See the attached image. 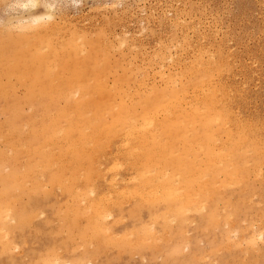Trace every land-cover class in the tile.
I'll list each match as a JSON object with an SVG mask.
<instances>
[{"label": "rangeland", "instance_id": "rangeland-1", "mask_svg": "<svg viewBox=\"0 0 264 264\" xmlns=\"http://www.w3.org/2000/svg\"><path fill=\"white\" fill-rule=\"evenodd\" d=\"M1 1H0V4H1L0 5V28H1L0 33L3 31V29H4L3 32H5V30H7L8 28L9 29L12 28L13 23H14L13 26H15L16 24H19L20 22L23 23V21H26L28 19L30 20L32 17H36V16L45 17L48 14H51V15L54 14L51 18L53 20L51 21H56L58 18L60 19V22L56 21L55 23H53L55 27L57 26L56 23L59 25L61 24L60 26L63 27L62 25H64L65 23L71 25L70 22L71 23L73 22L74 25L72 26H75V25L79 27L82 26L80 27L81 30H78L79 28L76 26L72 28L71 26L67 24H65L64 26L65 28L64 27L61 28L60 26L59 27L57 26L56 28L57 33L61 32L60 34H55V38L57 39L59 38V35L62 37V39L63 38L66 39L68 37V36L62 35L65 33V30L63 29H66L67 26H68V29L66 30L67 31L70 30L71 32L75 31L74 29H77L76 31L80 32L82 31L83 27H85L87 29L86 32H85V29H83L85 33L82 31L83 34L85 35L88 30L90 34L91 31H94V30L97 31L96 29H98V27L100 26L99 27L100 29H98L99 32L100 30H104V32L101 31L102 33L100 32L99 35L104 33L105 36L103 35V38H107V40L111 39L113 36H115L118 39L121 33V37L119 39H121L122 41L119 39L117 41L116 38L115 40L113 38L111 41L109 40L107 41L106 39H104L106 44L109 45L110 43L111 45V46L109 45L110 53L114 56V58L120 52H123V51H124L123 54L125 57L127 55L126 53L127 47L129 49L132 46H133L132 48H134V46L136 45L137 46L142 45L140 46L141 47L140 49L136 48L138 52L134 51L135 48L134 50L130 49V51H132L131 52L132 54L130 53L128 54L130 56H126L127 57L126 59L124 58L125 60L124 63L126 65V63H128L126 62V60L129 58L127 61L130 60V62L133 63L132 65L135 66L134 68L136 69L140 68L138 71H141L142 73H144V71L147 68H150V70H153V72L150 71L149 69H147L148 71L147 70L146 71H147L148 77L149 76L151 78L154 77V79H151L149 77L150 78L149 81L152 82V80L157 79L153 81L154 83L153 85H155L156 87L162 84L160 81V78L158 79L159 75H157L160 71H162V69L165 72V75L167 74L166 72L170 71L171 73L170 72L169 73L172 76H175V75L177 76L176 72L178 73L182 69L184 70V72L186 70H190L187 67L192 68V71H193L195 67L190 66L191 63L192 65L197 66L199 64L198 62L199 60L200 62L202 61L206 62L205 60H207L206 64L207 63L208 64L210 63L209 65L212 64L211 66L213 67V70H211L212 67L209 65H207L208 66L207 68L206 64L203 62H202L203 67L204 66L206 67L204 69H200L202 67L201 64H199L200 67L199 66L198 67L201 71H206V72L208 71L206 69H210L211 67V69L208 72L213 71V73L211 72L207 74L209 76V79L212 78L211 79L212 81H215V82L217 81L216 83L213 82V84L215 83V85L212 84V81L210 82L212 87H215V89H217V93H218V90H220L219 95L216 94L219 97V98L217 97V100L221 99L222 97L225 98L224 92L228 91L225 94H228L227 96H229L230 95L229 90L230 91L234 90V91H232V93L230 92L231 102L229 103V105H227L228 103L226 99L228 98L227 96L224 100L225 102H222L223 99H221L219 100L221 101L220 104H218L219 103L218 101L217 107L220 105L219 107L221 108V111L224 109V111L221 113L222 115L225 114V117L223 116L224 117L223 118L221 115L222 118L219 121V123L217 122L216 123L217 125L214 124L212 128L209 130V132L211 133L210 137H213L212 145H214V146H211V148L215 154L219 152L221 154V155L216 154L217 157L219 155L218 158L217 157L215 158L216 163L213 167V170H215L216 172L211 171L212 173L205 176V178L203 177L202 180L201 179L199 180L200 182L198 181L199 183L197 182V184H195L196 181L192 180L194 178L192 176H195V175H192V174L195 173L197 168L193 166H196L197 164H198L197 165L198 167L201 166L202 160L204 158L202 152L196 153V151H194L193 154H191V156L189 155L190 157L188 156L189 158L186 161L188 163L185 162V165H184L185 167L187 166L186 169L185 167L183 169L182 168L183 166H180V164L178 163H175L173 165H168V164H171L168 160V157H164L162 158L161 161H159V163L162 162L159 165L161 168L157 166L158 170H161V169L166 170L165 173H169V176L173 175L172 177H174L175 174L176 175L180 174L179 176H177L178 178L176 176H175L176 178H174L175 180L179 179L178 180L179 185L180 184L188 185V183H190V185H192L193 190L197 189L196 191H198V188L200 189L201 185L206 183V181L208 182L206 184L208 185V188H209L207 189L208 194L205 191V193L203 194L204 195L203 197L201 196H199L200 198L197 197L196 202L194 204H191L193 207L189 205L190 206L189 208L188 205H182V203L179 200L172 199V198L158 199V200L154 199V201L152 200L153 198H151V200L149 199L150 200L149 202L147 200L148 198H146L144 201V199L141 200L139 197L136 198V196H133L131 200V198H129V194L131 195L130 192L138 188V184H137L138 182L136 183V186H137V187L135 186L136 188L134 186H131L132 184L135 185V181H136L135 175L136 174L133 173V171H131L133 169L132 167L130 168L131 170L129 169V167L131 166V164H129L131 159L127 157L125 158L126 159L125 160L124 159L125 156H122V155H126V152L125 154L123 153L122 155H117L120 158L116 156V153L119 150L122 149L121 151L124 152L123 150L126 149L125 147L124 149L121 148L124 146L122 145L123 142L121 144V142L119 141H122V140L119 139L118 141L117 139L116 141L120 143L119 145L116 141H115L116 143L113 142V146L112 145H111L112 147L110 146L112 150L111 149L108 150L110 151V153L106 150L107 153H103L104 155H102L103 157L101 156L100 160L98 157L99 161L96 159L99 163L98 164L96 162V164L98 165V166L95 165L97 169L98 170L101 169V171L104 173L107 172L106 175L103 174L102 176L103 179L105 178L104 179L105 181H103L101 177L102 172L99 171V173L101 174L100 175L101 180L98 179L99 180L98 181V180H95L96 179L95 178L93 182L88 186V188L93 187L95 189V190L93 189L94 190L93 193L96 194V196H94L93 193L88 195L90 196L89 199L98 200L104 197L103 200L104 202H106L107 200L106 198L112 197L111 199L113 201L111 203L108 202L109 198L107 200V204L109 205V207L113 204L112 205L113 207L111 206L112 208L110 209L108 207L105 208L107 204L105 205V203L102 202L103 210L105 211L107 209L106 211L110 212V213L105 212L106 214H108V216L110 215V219H108L107 217L101 220L99 222V225L97 223V225L93 226L91 222L87 221V219L82 220L83 214L81 216L75 215L76 210H78V212L80 211L83 213L87 209V204H86L87 198L85 200L79 199L80 198L79 196L82 195L83 191H85L86 189V185L81 184V183L84 184V182L82 181L81 183L79 181L78 182H79V185H81L80 187L83 186L82 187L83 189L80 188L79 185L78 186L75 185L73 188L76 191L79 189V191H77V193L79 194L78 198L75 195H70V193L64 190L62 186L58 187L56 184H52V188H50L49 186H51V183L47 181L46 176H44L42 180L43 182L42 186H40V188L38 189H33L32 191L24 190L23 187L16 188V187H11V185H9L7 187V190L13 195L17 194L18 198L13 207V211H11V213H13V217L12 215L11 217L10 216L8 217L9 224L7 225V228H6L7 230L6 233L8 236L6 237L7 245L2 243V240H0V264H264V236L261 238H257V239L254 237V234L256 231H260L264 235V174H263L264 172V148H262V145L264 146L263 144L264 143V137H263L264 136V94H263L264 93V0H60V1L59 0H44V1L36 0L37 2L34 1V3L36 2L35 4L26 3V5H22L21 3L23 2L22 1L20 2V0H17L18 2L15 0H1ZM17 3L21 5L18 6ZM13 4H15V7ZM43 4L46 7H50V8H46ZM29 6L33 9H30ZM17 7H19V9L21 10L19 9L17 10ZM26 7L28 9L27 11H25ZM10 8L11 10H9ZM12 8H15L14 11ZM50 9H51V13H49ZM59 9H61V12L63 14L60 12ZM21 11L23 13H20ZM152 11L154 13H151ZM166 12H167V15H166ZM64 13H66L67 15ZM147 14L150 16H147ZM170 14L171 16L173 15L174 18L173 17L171 18ZM62 15L63 17H66V19H62L63 18V17L61 18ZM143 15H145L146 17ZM164 15L167 16L166 18L168 17L169 18L168 19L164 18L165 20L162 19V17H165ZM120 18L124 20V22ZM140 18H142L146 22L145 21L143 22V20ZM154 18L156 19V21ZM61 19L62 21H64V23L61 21ZM68 19H69V22H66L65 20L68 21ZM174 19H177L178 21ZM162 20L164 21L163 23H162ZM166 20H168L170 23L167 22ZM139 21H141V23ZM165 21L167 22L165 24L167 26L163 25ZM171 21H174V22H171ZM106 22L110 26L111 24L109 22H112L114 23L113 25H115L116 27H113L112 25L114 29L111 27L113 29L111 30L109 28L110 26L106 24ZM8 23L9 25H7ZM11 23L12 25H10ZM104 23L106 24L107 27L109 26L108 27L109 29L106 28V30L108 29L109 31L102 29V28H105ZM178 23L179 25H182V28L179 25H177ZM5 25L8 26L7 29H5L6 28ZM141 25H145L147 27V30L145 29L146 28L145 26H141ZM2 26H4L5 28L4 27L2 28ZM178 26L180 27V29ZM186 26L188 27V29ZM149 28H152V31ZM172 28H174L173 31H172ZM183 28L184 30H182ZM169 29H171V31ZM62 30L64 31V33L62 32ZM67 31L65 34H67ZM70 31L68 32L69 34L71 33ZM180 31H183L187 36L183 37L185 35L181 33ZM106 32H109V33H106ZM137 32H140V34ZM169 32H172V33L174 32L175 34L174 36H176L177 38L180 36L179 37L180 46L176 47L178 45V39L176 37L175 39H173V37L169 38V36L172 34V33L169 34ZM122 33L124 35H127V37L126 36L122 37ZM194 33L199 34L200 36L198 35V37H200L202 40L198 38L197 35H195ZM89 34L86 36L95 37L96 35H98L97 32L96 34L95 32L92 33L93 35L95 34L94 36L91 34L89 35ZM111 34L113 36H111ZM164 34H166V37H164ZM203 35L204 36L206 35V37H204ZM201 36H203L204 38ZM61 37L59 38V40L61 39ZM122 38H124V40L127 38L125 41L126 43L123 41ZM160 38H163V39H160ZM203 39L205 41H203ZM197 40H199L200 41L199 43L201 44H198ZM141 41L143 44L141 43ZM176 41H177V44H174V42ZM184 41L188 43V45L186 44L187 46L184 44ZM132 42H134V44L136 45H133ZM163 42L164 44L166 43L165 45L168 47L167 48L168 50L165 49L166 46L163 45ZM189 42L193 44V46L196 47L195 51L198 49V51H196L195 54L193 52L194 50H192L195 47L191 49L192 45ZM117 44L118 45L121 44L119 46H122V48L120 47L121 49H118L119 47L118 48L116 47L118 49L116 50L114 49L115 47H112V46H118ZM125 44H127L128 46H126ZM189 44L191 47L189 46ZM156 45H159L160 49L162 50H159V48H157L158 46ZM160 45H162L163 47L161 48ZM182 45L184 46L182 47ZM201 45L203 49L202 48L200 49ZM206 45L207 46L209 45L212 48L209 46L207 48ZM123 46H125L126 50L123 48ZM154 47H156L157 51H160V52H162L165 49L164 50L165 52L164 53L162 52L161 53L162 56H159L160 53H157V51L155 53L156 49H154ZM169 48L171 49L169 50ZM187 48L188 49L190 48L192 52H190L191 50L190 51L187 50ZM111 49H113L112 51L113 52L115 51L114 53L116 54H114L111 51ZM205 49L207 50V53H208L207 55L212 54V56L210 55L207 57V55L205 54L206 53ZM183 50L187 51L188 55ZM199 50L201 51V53H202V50H204V52L202 54H199L200 53ZM139 51H140V55H142L144 52L146 53V54L144 53V55H148V56H151V54L153 55L155 53L154 55H156L157 58L153 56L155 60L154 61L152 60L153 57L151 56L150 61L151 62L153 61V62L148 63L150 61H147V62L145 61L147 60L145 59L147 58V56L145 57L143 55L142 58L140 56H137L139 55ZM168 51L173 52V53L167 54ZM179 51L180 52L183 51L181 52L182 55L180 57H179L180 55ZM213 52L215 54H213ZM133 53H135L136 56ZM176 53L179 55H177ZM191 53L192 55L193 54L196 56L198 55V57L193 55L195 57L194 58L195 60L193 59L194 60L193 62H192ZM221 53L222 54L224 53L223 54V58L225 57L224 59L222 58ZM173 54H175L178 57H175V59H173L172 57L175 56ZM184 54H186L188 57L183 56ZM189 54L191 55V57H189L190 56ZM204 54L206 55V57ZM158 56L161 57V59L164 58L165 62L160 61V60L159 62H157L158 59H160ZM167 56L170 57V59L167 58ZM181 57L185 61H183ZM209 57L213 58L215 63H212L214 61L208 62L209 59H211ZM165 58H167L168 60ZM176 58L177 59L180 58L179 61ZM188 58L191 61L188 60ZM203 58L204 59L206 58V59L204 60ZM133 59H135V61ZM138 59H140V61H138ZM166 61H169V62L172 61V62L170 64L169 62L166 63ZM176 61L179 63L177 64ZM180 61L183 64H181ZM221 61L222 63L220 64L219 62ZM157 63L159 64L158 65L159 69L156 66ZM185 63L188 64L187 67H185L186 70L184 69ZM145 64H147L148 66L152 64H156V65H152L155 67V69L152 66L151 67L153 69L151 67L144 68V66H147ZM160 64L162 65V67ZM163 65L166 67H163ZM170 65L171 67H169ZM173 65L175 68L173 67ZM175 65H179L178 67L179 68L181 67L182 69L181 68L179 69ZM216 66H217V69L218 67H220L219 71H216L217 70ZM160 67L162 68L161 70H160ZM127 68H130V67L128 66ZM155 70H158V71H155ZM146 71H145V74H146ZM141 72L137 74L138 79L140 78L138 77V75ZM173 72L175 75L173 74ZM221 72H222V75H220ZM187 73H190V72L188 71ZM216 74L218 78L216 77ZM155 75L157 76L155 77ZM218 81L220 82L219 83L220 88H218V85H219L217 84ZM229 81L233 87L230 84H228ZM221 83L222 84L224 83L223 84L224 87H222L223 85ZM242 84L244 85L242 86ZM225 86L227 89L228 87H231V88L227 90L225 89ZM221 87L224 89H222ZM242 87L244 90L241 89ZM20 88L21 87H17V86L15 87L16 94L18 95L19 94L21 95V92L23 91V88L21 89ZM189 94H190V91H189ZM235 96L239 98L237 99V97ZM224 106L225 107L227 106L226 108L228 109H226ZM25 109L26 108L24 107V110ZM232 109L235 110V114ZM26 112L28 113V110H26ZM230 113L233 114L235 117H238L240 115L238 117L239 119L238 118L236 119ZM230 115L233 116L235 119L230 117ZM243 117L244 118L246 117L245 118L246 122L244 119H242ZM227 118H228V121H227ZM3 120H4V116L0 114V122H2ZM229 120H231L230 121L231 123H228L229 125H224L225 123L227 124ZM238 122L239 124L242 122V124H240L239 126ZM222 126L223 127L225 126V127L223 128ZM232 126H234L233 129L235 128L234 130L231 128ZM230 128L232 130H230ZM196 131H198V134ZM196 131L195 132L190 131V133L192 134L191 136L201 137L202 135H204V132L200 130H196ZM226 131H228V133ZM218 132H220V134L217 135V138L219 139H216V137H214L215 136L214 134H218ZM232 132H233V135H231ZM244 132L246 134H249L247 135L248 138L244 137L246 135ZM261 135L263 139L260 137ZM252 136L254 137V139H252L253 138ZM161 138H163V136H161ZM232 138L233 140H231ZM245 138H247V141L245 140ZM214 139H215V142H214ZM221 139H222V144L220 141ZM226 140H228V142ZM217 141H220L217 143V144L219 143L220 144L216 147L217 144L215 145V143ZM242 141H246V142L243 143ZM225 142H227L228 147L229 145L230 146L232 145V147L228 148L227 144H224L225 147L223 149V146H224L223 143ZM230 142H232V144H230ZM239 142L243 143L242 144L243 148ZM114 144L116 147L118 146L117 149H115L116 147L114 146ZM237 146L238 147L241 146V150ZM215 147L216 149L219 147L220 148L217 149L218 151H215L216 150ZM221 148L223 149V151L222 150L220 151ZM171 150L173 149H171L169 146V149H167L166 154L173 155L176 153L175 155H177L178 152H179L178 154L181 153L180 150L176 151L175 153H171L172 152ZM121 151H119L118 154H121ZM230 152L232 153V155L229 156L228 154H231ZM223 153H226V155H224ZM105 155L107 156L105 157ZM227 155L229 156V158H227L228 157ZM111 157L117 158L118 160L115 159V161L116 162L119 161V163L114 162V158H112V161L114 163L112 161H109L108 158L110 159ZM121 157L122 159H124L123 162L125 163L121 162L122 161ZM170 158L172 157L170 156ZM223 158H227V159H223ZM126 161L127 162L129 161L128 164L126 163ZM101 162L102 163L104 162L103 163L104 166L103 164H101ZM220 162H221V165H220ZM111 164L113 165L117 164V166L119 167L120 165L121 167L122 166L124 167L122 169L119 168L117 171L116 168L110 169ZM123 164L125 165L127 164L130 166H127V165L125 166ZM167 165L169 166L168 169H166ZM105 166H107L108 168ZM117 166L115 165V167ZM191 166L193 167V170H191L192 169ZM102 169L105 170L106 172L103 171ZM106 169H110L111 171L115 170L116 174L118 172V174L121 175L119 176L121 179H119L118 174L117 175L115 173H114L115 175L113 174V172L115 171L111 173L109 170H106ZM254 169L256 170L255 173L253 172ZM127 170L129 172L131 171L130 172L131 175H129L130 173ZM9 171H10L9 168H5L3 169L2 173L6 174ZM259 171L262 172L260 173V175H258ZM110 173L111 175L113 174L114 177L117 176L118 179L116 177L115 178L116 180H113L114 179L113 176H112L113 179H111L109 175ZM184 173L189 174V176L185 174V176L187 177L186 178L184 176ZM122 176L125 179V182H123L124 180H122L123 179ZM127 176L128 177L131 176L129 177L130 180H128L129 178ZM208 176L209 178H207ZM231 176L232 177L235 176V177H233L232 179ZM257 176H258V179H257ZM108 177L112 181H115L116 183L117 182L119 183L120 181V183L117 185L114 182L110 181ZM132 177L133 178L135 177L134 178L135 181L133 180L134 183H131ZM206 178L207 180H205ZM80 179H81V175H80ZM107 179L109 180L110 183L112 182V185L114 183L115 186L116 185L118 186V188L116 186V191H113L112 189L113 187H110V186H108L109 189L107 188L105 190V188L107 187L106 186L107 181H108ZM95 181H97V183H95ZM101 181L105 182L106 184L103 182H102L103 184H101ZM121 181L125 183L124 185L125 188L126 186H128L126 189L123 188L124 186L121 183ZM202 181L204 183H201ZM227 183L229 184V186L227 185V187H224L226 186ZM44 184H46V186ZM213 184L214 185L217 184L216 186L219 185V187H222V185L224 184L223 186L224 188L215 187ZM119 185H121L120 188H123V190L119 189ZM1 186H3V181H0V187ZM47 186L51 190L46 188ZM54 186L56 188H54ZM103 186L105 188H103ZM96 187L100 188L99 189L100 191H98V188ZM43 188L44 190H42ZM110 188L112 189V193L114 195L117 194L116 193L117 191L119 192V194L117 195L118 197L116 196L117 198L111 193ZM217 188L219 189L217 190ZM107 190H110V192ZM120 192H122L123 195L125 193L127 194L129 193L128 195L125 194L128 196L127 197L128 201L125 199L126 196L125 195L123 196L124 201L128 202V203L126 202L125 204L126 207L125 205H122L124 202L122 200L123 197L120 195L121 194ZM111 194L115 197V200ZM184 194L185 192L180 190L181 198L184 197L183 196ZM205 194L207 196H205ZM73 197H74V200H73ZM117 199H119L120 202L121 201L123 202V203L121 202V204H119L120 202H118L119 206L116 201ZM203 199L205 202H203ZM68 200L70 202H68ZM77 200L78 201L80 200V204L78 205L79 206L81 205L80 207L81 208L83 207L82 209L79 208V206L77 205L78 203L76 202ZM114 201H116L117 205L114 203ZM74 204L77 206H75ZM197 204H204V205L201 208H197V210H195V207L200 206V205L197 206ZM70 205H71V208H70ZM84 205H86V209L84 208ZM72 207L75 210L72 209ZM67 208H70V210H68ZM180 211H182V213H179L181 215L178 214V212ZM77 218L80 219L81 222L78 223L79 220ZM170 220L171 222H169ZM95 227H98V228H95ZM99 228H101V230ZM144 230H146V232H144ZM231 235H233V238ZM131 236H132V239H130ZM228 236H231V237L229 238ZM138 238L140 239V242L137 241L139 240ZM135 239L137 242L133 241ZM130 240L131 242H129ZM56 256H59V257H56Z\"/></svg>", "mask_w": 264, "mask_h": 264}, {"label": "bare ground", "instance_id": "bare-ground-1", "mask_svg": "<svg viewBox=\"0 0 264 264\" xmlns=\"http://www.w3.org/2000/svg\"><path fill=\"white\" fill-rule=\"evenodd\" d=\"M15 1H17V0H15ZM21 1L23 2V3H21L22 5H26V3L33 4L34 1H36V0H20V2ZM15 4H16V2H15ZM15 4H13L14 7H15ZM8 5H9V3H8ZM20 5L18 4V6H20ZM8 7H10V6H8ZM8 7H6V8H8ZM46 8H50V7H46ZM12 9L14 11L15 8H12ZM18 9H19V7H17V10ZM30 9H33V8L30 7ZM51 9H50L49 13H51ZM9 10H11V8ZM19 10H21V9H19ZM27 10L28 9L26 7L25 11H27ZM59 10L61 12V9H59ZM20 13H23V12L21 11ZM151 13H154V12L152 11ZM52 14H53V12H52ZM64 14H66V13H64ZM163 14H165V13H163ZM53 15L48 14L46 16L44 15L45 17H42V16L41 17H37V16L32 17L30 20L29 19L26 21L22 20L23 23L20 22L19 24H16L15 26H13L14 23H13V25L11 23L10 25H12V28H10V29L9 28L7 29L8 26H6V25H5L6 28L4 26H2V28L4 27L7 30H5V32H3L4 31V29H3V31H2L3 33L2 32L0 33V114H2L4 116V120L2 122H0V181H3V186L0 187V240H2V243L7 245V240H6L7 238L6 237H8V236L6 233L7 232L6 228H7V225L9 224L8 217L9 216L11 217V215L13 217V213H11V211H13V207L15 205L17 198H18V195L17 194L16 195L11 194L7 190V187L9 185H11V187H16V188L23 187L24 190H31L32 191L33 189H38V188H40V186H42V183H43L42 180H43L44 176H46L47 181L49 183H51V186H49L50 188H52V184H56L58 187L62 186L64 188V190H66L68 193H70V195H75L77 198L79 196V194L77 193V191H79V189L76 191L73 188L75 185L78 186L79 182L80 183H81V181L84 182V184L83 183H81V184L86 185V189H85L86 192L82 190L83 193L81 191L82 195L79 196L80 197L79 199L85 200L87 198L86 199L87 203L84 201L87 204V209H86V205H84V208L86 209V211L83 213L79 211L80 212L79 213L78 210H76L75 215L81 216L83 214L84 219L82 218V220L87 219V221L91 222V224L93 226L97 225V223L99 225V222L101 220L107 218V217H108V219H110V215L108 216V214L105 213V212H109V211H106L107 209L104 211L102 204L105 203V205H106L108 198H109L108 202L111 203L113 201L111 199L112 197L106 198L107 199L106 202H104L103 196H102L103 197L102 199H98V200L97 199H89L90 196H88V195L92 194L95 189L93 187L92 188L89 187L90 188L89 189L88 186L93 182V180L95 178H96L95 180H98V179L101 180V178H100L101 174L99 173V171H101V169L100 170L97 169V167L95 166V165H97L96 162L98 163V161L101 159V156L104 155L103 153H107V151L110 150L111 147L113 146V142L118 143L119 139L122 140L119 142H121V144L123 142L122 145H124L123 147H121L122 145L120 147L123 149L125 147L126 149L123 150L124 152L121 151L122 149L121 150L118 149L119 151H121V154H118L119 151L117 153L115 152L116 156L122 155L123 153L125 154V152H126V155H122V156H125L124 159L127 157L130 158L132 161V163H131V161L129 163V164H131V166L127 165L129 161L128 162L126 161V163H127L126 165L130 166L129 169L132 167L133 169L132 170L130 169V170L136 174L135 175L136 178L134 177L136 179V181L133 177H132L133 179L131 178V180H132L131 183H134L133 182V180H134L135 185L132 184L131 186L135 187L136 183L138 182L137 183L138 188L134 189V190H132V188H131V190H132V191L130 190L131 195L128 193L129 198H131V200H132L133 196H136V198L139 197L141 200L144 199V201L146 198H148L147 200L149 202H150L151 198H153L152 199L153 201H154V199L158 200V199H170V198H172V199L179 200L182 203V205L192 206L191 204H194L196 202L197 197L198 198H200L199 196L203 197L204 196L203 194L205 193V191L208 194L207 189H209V188H208V185H206L208 183L207 181H206V183H204L202 181L201 183H204V184L201 185L200 189L198 188V191H196L197 189L193 190L192 185H190V183H188V185H182V184L179 185V182H178L179 179L178 180L176 179L177 180L176 181L174 178H176L180 174H178V175L175 174L176 177L175 176L172 177L173 175L169 176V173H165L166 170H164V169L158 170L157 166H159L162 163V162L159 163V161H161L162 158L168 157V160L171 163L168 165H173L175 163H178V164H180V166H183L182 168L184 169L185 162L191 156V154H193V152L196 151V153L202 152L204 158L202 157L203 160H202L201 166H199L200 168L197 166L198 164L197 165L195 164L196 166H193V167L197 168L195 173L193 172L194 174H192V175H195V176H192V177H194L192 180L196 181L195 184H197V182L200 179L202 180L203 177L205 178V176L212 173L211 171H215V170H213V167L216 163L215 162V158L217 157L216 154H220V152L215 154L214 151L212 150L211 146H214V145H212L213 137H210L211 133L209 132V130L212 128V126L214 124H216L217 122L219 123V121L221 120V118L223 116L225 117V114L223 113L224 115H222V113H221L224 111V109L221 111V108L219 107L220 105L217 107V103L221 99H223L222 102H225L224 100H225L226 96L228 95L225 93L228 91H226V92L223 91L225 98L224 97L221 98V96H220L221 99L217 100L218 96L216 94L219 95L220 90H218V93H217V89H215V87H212V85L210 83L212 81L211 80L212 78L209 79V76L207 74V73H211V72L213 73V71L208 72L211 69L212 64L211 65H209L210 63L206 64L207 60H205L206 58L205 59L203 58L206 62H203V61L202 62L205 63L206 66L207 65L211 66L210 69H206V70H208L206 72V71L200 70V69H204L206 67V66L203 67L202 62H200V60L199 61L197 60L199 62V64L202 65V67L200 69H199V67H200L199 64L196 66V65H192V63L190 62L191 63L190 66L195 67V69H196V70L194 69L193 71H192V68L187 67L188 64L185 63L184 69H185V67H187L190 70L185 69L186 71L184 72V70L180 67L182 69V70H180V72H182V71L183 72L182 73L178 72V73H180V74H178L175 70V72L177 74V76H176L173 72V74L176 76L175 77V76H172L170 74L171 73L170 71H169L170 73L166 72L167 74L165 75V72L161 68L162 67V65H161L162 63H161L160 64L161 65L160 70L162 69V71L159 70L160 72L158 74L156 72V74L159 75L158 79L160 78V81L163 85L161 84L160 86L156 87L155 85H153L154 84L153 81H155L157 79L152 80V82H151V81H149L151 77L149 76L150 77L149 78L147 76L148 75L147 69L150 70V68H147L146 69L147 71L144 69L146 71V74H145L144 70H143L144 73H142L141 71H138L140 68H138V69L134 68L135 66L132 65L133 63L130 62V60L127 61L129 58L126 60V62H128V63H126V65H127V67L129 66L130 68H127L125 63H124L125 62L124 58L126 59L127 58L126 56H130L128 54H130L132 52V51H130V49L134 50V48H135L134 51H137L136 48L140 49L141 48L140 46H142V45H140V46L138 45L139 46L138 47L136 44H134V42H132V44L136 45L137 47L134 46V48H132L133 47L132 46L129 49L127 47V52H126L127 55L125 54L126 55L125 57H124V54H123L124 51H123V52H120L119 54L117 53L118 55L114 58V56L110 53V46H111L110 43H109V45H110L109 46L108 44H106V42L104 40V39L107 40V38H103L104 33L101 34L102 36L99 35V33L101 31L104 32V30H100V32H99L98 29H100L99 28L100 26L98 27V29H96L97 31H95V30L91 31V29H93V28L90 29L91 35H93L92 34L93 32H95V34H96V32L98 33V35H96L97 37L96 36L95 37H91V36L87 37L86 35L89 34V30L87 31L86 35L83 34V32H84L83 29H85V32L87 30L85 27H83V29H82L83 32L82 31L77 32L76 31L77 29H74L75 31H72L73 33L69 30L71 32L69 34L68 33L69 31L66 30V29H68L67 25H69L67 23H65V24H67L66 25L67 28L63 29V30H65V33L67 31V34H65L64 31L62 30V32L64 33L62 35L63 36L65 35L68 37L66 39H64V38L62 39V37L59 35V38L61 37V39L59 40V38L58 39L55 38V34L61 33V32L57 33V30H56L57 26L59 27L61 24L59 25L56 23L57 26L55 27V25L53 23H55L56 21L60 22V19L57 17L59 20L57 19L56 21H51V20H53V19H51ZM166 15H167V12H166ZM166 15H164L165 17H162V19L166 18L167 17ZM143 16H145V15H143ZM147 16H150V15L147 14ZM170 16H171V14H170ZM62 17H63V15L61 16V18ZM151 17H153V16H151ZM172 17H173V15L171 16V18ZM168 18H166V19H168ZM62 19H66V17H63ZM62 19H61V21H62ZM140 19H142V18H140ZM174 20H177V19H174ZM65 21L69 22V19H68V21L67 20H65ZM122 21L124 22V20H122ZM144 21L145 20H143V22ZM155 21H156V19H155ZM166 21L169 22L168 20H166ZM166 21L163 24L164 26H167V25H165L167 23ZM179 21H181V20H179ZM62 22L64 23V21H62ZM139 22L141 23V21H139ZM163 22L164 21L162 20V23ZM171 22H174V21H171ZM109 23L111 24V26L106 22V24H108L110 26V27L109 26L108 27L111 30H113L114 29L113 27H116V26L113 25L114 23H112V22H109ZM65 24L62 26L64 27ZM70 24L71 25H69V26H71L72 28H74L76 26V25L72 26V25H74L73 22L72 23L70 22ZM106 24L104 23L105 28H102V27L101 28L106 30V28H108L106 26ZM174 24H176V23H174ZM7 25H9V23ZM112 25H113V27H112ZM177 25H179V23ZM141 26H145V25H141ZM179 26L182 28V25H179ZM63 27H61V28H63ZM76 27L79 28L78 30H81L80 27H82V26H80V27L76 26ZM122 27H123V25H122ZM171 27H173V26H171ZM180 27H179V29H180ZM167 28H169V27H167ZM184 28L182 30H184ZM123 29H124V27H123ZM145 29L147 30V27ZM149 29H151V31H152V28H149ZM173 29L174 28H172V31H173ZM187 29H188V27H187ZM189 29H191V28H189ZM0 30H1V28H0ZM111 30H110V32H111ZM125 30H126V28H125ZM169 30L171 31V29H169ZM195 30H196V28H195ZM180 32L185 35L183 37L187 36L183 31H180ZM79 33H81V34H79ZM106 33H109V32H106ZM112 33H113V31H112ZM137 33L140 34V32H137ZM137 33H135V34H137ZM171 33L172 32H169V34H171ZM197 33H199V32H197ZM172 34H171L172 36L170 35L169 38L173 37V39H175L176 36H174L175 35L174 32ZM180 34H178V35H180ZM194 34L197 35V37L199 35L196 33H194ZM123 35L124 34L122 33V37H125V36L127 37V35H124V36ZM111 36H113V35L111 34ZM203 36H201V37H203ZM117 37H118V35H117ZM120 37H121V33H120ZM120 37H118V39ZM164 37H166V34H164ZM179 37L178 38L176 37L178 39V45L177 46L175 45L176 47L180 46L179 45V42H180ZM197 37H196V39H197ZM204 37H206V35ZM113 38L115 40L116 37L113 36L111 39H108V40L111 41ZM146 38H147V36H146ZM155 38H157V37H155ZM163 38H160V39H163ZM198 38H200V37H198ZM208 38H207V40H208ZM118 39L116 38L117 41H118ZM122 39L125 42L127 38L125 40H124V38H122ZM219 39H220V37H219ZM119 40H121V39H119ZM168 40H167V42H168ZM121 41H119V42H121ZM136 41H138V40H136ZM173 41H175V40H173ZM197 41H198V44H201V43H199L200 42L199 40H197ZM203 41H205V40L203 39ZM203 41H202V43H203ZM185 42L186 41H184V44L188 45V43L187 42L185 43ZM141 43H142V41H141ZM225 43H227V42H225ZM121 44H119V45H121ZM165 44L163 42V45H165ZM174 44H177V41L174 42ZM190 44H189V46H190ZM112 45H114V44H112ZM119 45L118 46H112V47H115L114 49L118 50V49L122 48V46H119ZM125 45L128 46L127 44H125ZM191 45H192V47L190 46L191 49L193 47H195V46H193V44H191ZM202 45L200 46V49L201 48L203 49ZM156 46H158L157 48H159V50H162V49H160L159 45H156ZM160 46H161V48L163 47L162 45H160ZM183 46L184 45H182V47ZM197 46H199V45H197ZM208 46H207V48H208ZM116 47L117 48L119 47V48L117 49ZM209 47H211V46H209ZM123 48L126 50L125 46H123ZM167 48L168 47L166 46L165 49H167ZM154 49H156V47H154ZM170 49L171 48H169V50ZM191 49L187 48V50H189V51ZM195 49H196V47L194 49H192V50H194L193 51L194 54L196 51H198V49L196 51H195ZM112 50L113 49H111V51ZM164 50L162 51L163 53L165 52ZM192 50L190 52H192ZM119 51H121V50H119ZM143 51H144V49H143ZM156 51H157V49L155 50V53H156ZM183 51H185V50H183ZM183 51H181V52H183ZM137 52H136V54H137ZM162 52L157 51V53H160L159 56H162V54H161ZM181 52H180V55L177 54L178 52L176 54L179 55V57H180L182 55ZM185 52L188 55L187 51H185ZM203 52H204V50H202V53ZM205 52H206L205 54L207 55L208 53H207L206 49H205ZM214 52H215V50H214ZM214 52H213V54H215ZM144 53L142 55H140V51H139V55H137V56H140L142 58ZM169 53L172 54L173 52L168 51L167 54H169ZM202 53L200 51L199 54H202ZM114 54H116V53H114ZM133 54L135 55V53H133ZM154 54L153 55L151 54V56L156 57V55H154ZM186 54H184L183 56H187ZM223 54L221 53L222 58H223ZM173 55H175V54H173ZM191 55H192V53H191ZM191 55L189 57H191ZM193 55H192V62L195 60L194 56H196V55H194V56ZM206 55H205V57H206ZM210 55L212 56V54H210ZM210 55H207V57ZM144 56L145 57L147 56V58H145V59H147V60H145L146 62L150 61L151 56H148V55H144ZM165 57H166V55H165ZM175 57H178V56L175 55L172 58L175 59ZM196 57H198V55ZM159 58L160 59H158L157 62H159V60L165 62L164 58H162L163 60L161 59V57H159ZM167 58L170 59V57H168V56H167ZM167 58H165V59H167ZM209 58H211V57H209ZM231 58H232V56H231ZM173 59H171V60H173ZM179 59L180 58H178L177 60L179 61ZM181 59H182V57H181ZM133 60L135 61V59H133ZM152 60H154V57L152 58ZM188 60H190V59L188 58ZM229 60H231V59H229ZM138 61H140V59H138ZM169 61H166V63H168ZM181 61H180V63L183 64ZM183 61H185V60H183ZM210 61L211 62L214 61L213 58L209 59L208 62H210ZM225 61H226V59H225ZM152 62L150 61L148 63H152ZM171 62H169V63L171 64ZM154 63H156V62H154ZM178 63L179 62H177V64ZM212 63H215V61ZM219 63L221 64L222 61ZM145 65H147V64H145ZM152 65H156V64H152ZM152 65H150V66H148V65L144 66L143 65V66H144V68H146V67H151ZM158 65L159 64L157 63L156 66L158 67ZM175 66L178 67L179 65H175ZM152 67H154V66H152ZM157 67H156V69H157ZM163 67H166V66L163 65ZM169 67H171V65ZM173 67H174V65H173ZM197 67L199 70L197 69ZM220 67H221V65H220ZM220 67H218V69H217V66H216V69H217L216 71H219ZM142 68H141V70H142ZM207 68H208V66H207ZM154 69H155V67H154ZM158 69H159V67H158ZM211 70H213V67ZM150 71L153 72V70H150ZM155 71H158V70H155ZM167 71H168V69H167ZM188 71L190 73H187ZM139 72H141V73L139 74L140 76L138 75V77H140L138 79L137 74ZM218 74H220V73H218ZM157 75H155V77ZM220 75H222V72ZM216 77H217V74H216ZM151 79H154V77ZM216 80H218V79H216ZM223 80H224V78H223ZM213 82H215V81H212V84H213ZM215 83L213 85H215ZM219 83L220 82L218 81L217 84H219ZM226 83H228V82H226ZM228 84H230V81ZM230 85L232 86V84H230ZM243 85L244 84H242V86ZM245 85H247V84H245ZM16 86L23 88V91H22L23 94H22V92H21V95L16 94V91H15ZM222 87H224V85ZM218 88H220V84L218 85ZM229 88H231V87H228V89H227L225 86V89L229 90ZM222 89H224V88H222ZM239 89H240V87H239ZM241 89H243V87ZM189 91H190V94H189ZM232 91H234V90H231V91L229 90V94H230L229 96L230 97L227 96L229 99L226 98L228 101L227 105H229V103L231 102L230 98H231ZM241 93H243V92H241ZM259 94H260V92H259ZM235 97H237V96H235ZM238 98L239 97H237V99ZM220 102L221 101H219L218 104H220ZM24 107L26 108L25 110H24ZM230 108H231V106H230ZM226 109H228V108H226ZM26 110H28V113L26 112ZM233 111L235 114V110H233ZM228 112H229V110H228ZM231 113H233V112H231ZM221 115H222V117H221ZM231 115H233V114H231ZM231 115H230V117H232V118L235 117L234 115H233L234 117ZM238 117H235V118L237 119ZM245 118L243 117L242 119H244L246 122ZM254 118H256V117H254ZM240 119H241V117H240ZM227 121H228V118H227ZM230 121L231 120H229V122H227V124L225 123L224 125H229L228 123H231ZM232 121H233V119H232ZM240 124H242V122ZM240 124L238 122L239 126H240ZM233 127L234 126H232L231 128L233 129ZM231 128H230V130H232ZM247 129H248V127H247ZM196 130H200V131L204 132V135H202L201 137L191 136L192 134L190 133V131L195 132ZM250 130H251V128H250ZM158 132H160V133H158ZM196 132L198 134V131H196ZM226 132L228 133V131H226ZM234 133H235V131H234ZM219 134H220V132H218V134H214L215 135L214 137H216V139H219V138H217V135H219ZM188 135H190V136H188ZM231 135H233V132ZM247 135H249V134H246L244 137L248 138ZM161 136H163V138H161ZM227 136H228V134H227ZM260 137L263 139L264 136L262 137V135H261ZM222 138H223V136H222ZM247 138H245L246 141H247ZM117 139H118V141H116ZM252 139H254V137ZM262 139H260V140H262ZM229 140H230V138H229ZM231 140H233V138ZM260 140H259V142H260ZM220 141L222 144V139ZM220 141H217L215 143V145ZM226 141L228 142V140H226ZM246 141H242V142L244 143ZM214 142H215V139H214ZM227 142L223 143V145L227 144ZM239 143L241 145L243 144L241 142H239ZM119 144L120 143H118V145ZM219 144H217L216 147ZM230 144H232V142H230ZM260 144H261V142H260ZM114 146H115V144H114ZM169 146L171 149H173V150H171L172 151L171 153H175L178 150H180L181 153L178 154L179 153L178 152L177 155H175L176 153L173 155H167L166 151H167V149H169ZM216 147H215V149H216ZM224 147H225V145L223 146V149H224ZM227 147H228V144H227ZM229 147H232V145L231 146L229 145ZM117 148H118V146L115 149H117ZM219 148H217V149H219ZM238 148L241 150V146H239ZM242 148H243V145H242ZM262 148H264L263 145H262ZM217 149L215 151H218ZM223 149L221 148L220 151L221 150L223 151ZM108 152L110 153V151H108ZM223 154L226 155V153H223ZM260 154H261V152H260ZM228 155L230 156V155H232V153L228 154ZM106 156L107 155H105V157ZM170 156L172 158H170ZM229 156L227 158H229ZM98 157H99V160H98ZM117 157L120 158L119 156H117ZM218 157H219V155H218ZM112 158H114V162H116L115 159H117V158H115V157H111L110 158L111 160L108 158V160L112 161ZM227 158H223V159H227ZM105 159H107V158H105ZM124 159H122V157H121L122 161L121 160L120 161L122 163H125V162H123ZM102 161H104V160H102ZM195 161H194V163H195ZM112 162H110V163H112ZM117 162L119 163V161H117ZM103 163L101 162V164H103ZM186 163H188V162H186ZM101 164H100V166H101ZM120 164H118V165H120ZM249 164H251V163H249ZM111 165H110V169L116 168L117 171L119 168L122 169L124 167V166L121 167V165L119 167V166H117V164H115L118 167L117 168V167H115V165H113V164H111ZM123 165H125V164H123ZM168 165H167L166 169H168V167H169ZM220 165H221V162H220ZM100 166H99V168H100ZM103 166H104V164H103ZM103 166H102V168H103ZM105 167H107V166H105ZM186 167H185V169H186ZM193 167L191 170H193ZM5 168H9L10 171L6 174H3L2 171ZM159 168H161V167L159 166ZM195 168H194V170H195ZM230 168H228V169H230ZM110 169H106V170H109L111 173L113 171H115V170L111 171ZM256 170H257V168H256ZM256 170L254 169L253 172L255 173ZM260 170H261V168H260ZM103 171H105V170H103ZM167 171H169V170H167ZM77 173H79L81 175V179H80V175ZM111 173L109 175H110V178L113 179L114 175L116 174V171L113 172V174L115 173L114 175L113 174L111 175ZM119 173H120V171H119ZM260 173H262V172L259 171L258 175H260ZM63 174H64V176H63ZM103 174L106 175L107 172L106 173L102 172L101 177L103 176ZM117 174H118V172H117ZM185 174L186 173H184V176H185ZM263 174H264V172H263ZM77 175H79V176H77ZM129 175H131V173ZM186 175L189 176V174H186ZM228 175H230V174H228ZM119 176H121V175L118 174V177ZM125 176H126V174H125ZM261 176H262V174H261ZM64 177H66V178H64ZM116 177L117 176H115L113 180H116L115 179ZM118 177H117V179H118ZM129 177H131V176H129ZM233 177H235V176H233ZM233 177L231 176L232 179H233ZM122 178H123V176H122ZM207 178H209V176ZM207 178L205 180H207ZM102 179H103V177H102ZM104 179H103V181H105ZM108 179H109V177H108ZM111 179H109V180L112 181ZM119 179H121V178L119 177ZM257 179H258V176H257ZM109 180L107 181V185H106L107 187L105 188L103 186V188H105V190H106L108 188V186H110V187H113L112 188L113 191H116V186L120 183V181H119V183L112 181L115 184H117L115 186V184L113 183V185L115 186V188H114V186L112 185V182L110 183ZM122 180H124L123 182H125L124 178ZM128 180H130V178ZM103 181H101V184L105 183ZM123 182L121 181V183L124 186L125 183H123ZM95 183H97V181H95ZM128 183H129V181H128ZM126 184H127V182H126ZM44 185L46 186V184H44ZM216 185H214V186L219 187V185L218 186H216ZM227 185L229 186L228 183L226 184V186H224V184H223L222 187H219V188L227 187ZM80 186L81 185H79V187ZM120 186L121 185H119L120 190L121 189L123 190V188L126 189L128 187V186H126V188H125V186H124L123 188H120ZM82 187H80V188H82ZM98 187H100V186H98ZM98 187H96V188H98ZM44 188L42 190H44ZM46 188H48V186ZM50 188H48V189H50ZM54 188H56V187L54 186ZM117 188H118V186H117ZM212 188H213V186H212ZM219 188H217V190ZM99 189L100 188H98V191H100ZM112 189H111V193H112ZM127 190H129V189H127ZM180 190L185 192V194L183 195L184 197H182V198L180 195ZM107 191L110 192V190H107ZM101 192H103V191H101ZM219 192H220V190H219ZM116 193H117L116 195H114L113 193L112 194L116 197L119 194V192L117 191ZM120 193H121L120 195L122 197L125 194H127V193H125L123 195L122 192H120ZM66 195H68V194H66ZM127 195H125L126 200L128 197ZM81 196L83 199L81 198ZM94 196H96V194H94ZM205 196H207V195L205 194ZM115 197H114V200H115ZM91 198H93V197H91ZM95 198H97V197H95ZM99 198H101V197H99ZM110 199H111V201H110ZM73 200H74V197H73ZM95 200H97V201H95ZM122 200L124 202L123 203L121 201L123 203L122 205H125L126 202L128 201L127 200L125 202L124 197ZM116 201H117V204H118V202H120L119 199H117ZM116 201H114L115 204H116ZM68 202H70V201L68 200ZM76 202H78L77 205L80 204V200L79 201L77 200ZM76 202H75V204H76ZM121 202L119 204H121ZM203 202H205L204 199H203ZM141 203H142V201H141ZM119 204H118V206H119ZM204 204H197V206L198 205H200V206L195 207V210H197V208H201ZM74 205H72V206H74ZM77 205H75V206H77ZM122 205H120V206H122ZM80 206H79V208H81ZM82 206H83V204H82ZM111 206L109 207V205L107 204V206L105 208L108 207L110 209L113 207V206L112 207ZM190 206H189V208H190ZM125 207H126V205H125ZM70 208H71V205H70ZM70 208H67V209L70 210ZM115 208H114V210H115ZM72 209H74V208L72 207ZM179 213H182V211L178 212V214ZM179 215H181V214H179ZM70 216H71V214H70ZM159 216H161V215H159ZM166 218H168V217H166ZM78 220H79L78 223L81 222L80 219H78ZM169 222H171V220ZM95 228H98V227H95ZM99 229L101 230V228H99ZM144 232H146V230H144ZM150 233H149V235H150ZM129 235H131V234H129ZM132 236H133V234H132ZM132 236L130 239H132ZM231 236L233 238V235H231ZM231 236H228V237L230 238ZM263 236H264L263 233L260 231H256L254 234V237L256 239L261 238ZM122 240H121V242H122ZM133 241L135 242L136 239ZM137 241L140 242V239ZM129 242H131V240ZM56 257H59V256H56Z\"/></svg>", "mask_w": 264, "mask_h": 264}]
</instances>
